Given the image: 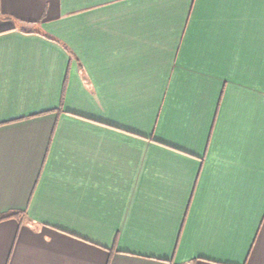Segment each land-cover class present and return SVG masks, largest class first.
Instances as JSON below:
<instances>
[{
	"label": "crops",
	"instance_id": "obj_1",
	"mask_svg": "<svg viewBox=\"0 0 264 264\" xmlns=\"http://www.w3.org/2000/svg\"><path fill=\"white\" fill-rule=\"evenodd\" d=\"M0 264H264V0H0Z\"/></svg>",
	"mask_w": 264,
	"mask_h": 264
},
{
	"label": "trees",
	"instance_id": "obj_2",
	"mask_svg": "<svg viewBox=\"0 0 264 264\" xmlns=\"http://www.w3.org/2000/svg\"><path fill=\"white\" fill-rule=\"evenodd\" d=\"M20 212H17V211H12V212H8V213H5V214H1L0 215V220L1 219H4V218H7V217H11V216H16L17 214H19Z\"/></svg>",
	"mask_w": 264,
	"mask_h": 264
}]
</instances>
